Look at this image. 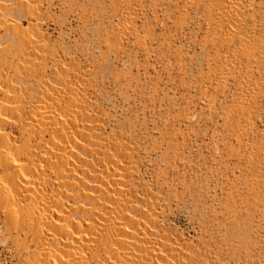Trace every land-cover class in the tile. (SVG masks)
I'll return each instance as SVG.
<instances>
[{
    "label": "rangeland",
    "instance_id": "1",
    "mask_svg": "<svg viewBox=\"0 0 264 264\" xmlns=\"http://www.w3.org/2000/svg\"><path fill=\"white\" fill-rule=\"evenodd\" d=\"M1 1L11 22L45 51L36 52L44 62L34 85L71 84L87 99L90 121L81 126L107 147L98 161L87 146L83 159L127 171L126 198L138 212L152 205L156 218L151 226L130 214L181 256L176 263L167 252L169 263L264 264V0L239 5L237 32L228 31L224 48L209 10L227 0H191L187 8L185 0ZM10 41L5 35L3 47ZM244 42L251 63L239 54ZM219 51L252 77L228 76L225 94L209 105L206 82L215 78ZM2 218L0 263L12 264Z\"/></svg>",
    "mask_w": 264,
    "mask_h": 264
},
{
    "label": "bare ground",
    "instance_id": "2",
    "mask_svg": "<svg viewBox=\"0 0 264 264\" xmlns=\"http://www.w3.org/2000/svg\"><path fill=\"white\" fill-rule=\"evenodd\" d=\"M189 1L185 0V8ZM243 1L215 2L217 6L209 10V20L221 31L222 48L231 42L228 31L237 32L234 21ZM15 3L22 7L21 0ZM6 7L0 0V213L12 241L16 260L12 264H171L167 252L173 249L148 234L130 214H140L148 225L155 217L152 205L138 212L126 198L127 171L117 164L111 168L101 164L96 169L83 159L88 146L92 158L100 161L104 147L100 134L81 126V120L90 121L87 99L71 84L57 88L42 82L34 85L44 62L35 60L36 52L45 51L11 22ZM34 12H28L33 19L38 13ZM26 17L30 20L29 14ZM34 23H30L31 30L37 36L40 31ZM5 35L11 38L7 48L2 45ZM248 48L250 43L244 42L239 54L251 63ZM218 54L212 70L215 78L208 77L206 82L212 91L204 98L209 105L217 102L216 95L225 94L228 76L240 74L248 83L252 77L251 70L236 67L221 51ZM251 89L255 94L257 89ZM241 126L238 122L234 130L238 143ZM121 144L114 145L124 149ZM232 151L239 153L236 148ZM228 171L235 174L234 169ZM171 255L180 263L177 252Z\"/></svg>",
    "mask_w": 264,
    "mask_h": 264
}]
</instances>
